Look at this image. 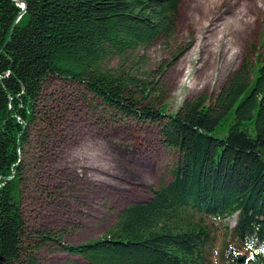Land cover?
Returning <instances> with one entry per match:
<instances>
[{
  "label": "trees",
  "instance_id": "16d2710c",
  "mask_svg": "<svg viewBox=\"0 0 264 264\" xmlns=\"http://www.w3.org/2000/svg\"><path fill=\"white\" fill-rule=\"evenodd\" d=\"M179 3L0 0V264H37L21 261V157L39 123L42 87L56 80L113 116L159 124L161 142L179 158L171 180L120 210L101 237L76 245L49 233L38 239L81 264H213L222 231L218 264H264V57L173 113L143 105L158 83L143 76L138 52L174 34ZM114 57L117 66L107 67Z\"/></svg>",
  "mask_w": 264,
  "mask_h": 264
},
{
  "label": "rangeland",
  "instance_id": "374dc122",
  "mask_svg": "<svg viewBox=\"0 0 264 264\" xmlns=\"http://www.w3.org/2000/svg\"><path fill=\"white\" fill-rule=\"evenodd\" d=\"M138 54L143 76L158 83L143 105L170 114L185 100L212 97L242 64L264 57V0H180L174 34ZM37 111L21 157V261L81 264L38 236L61 235L70 245L101 237L120 210L171 180L179 154L161 142L159 124L113 116L70 83L47 81ZM224 223L232 227L234 217ZM216 236L213 264L225 242L222 231Z\"/></svg>",
  "mask_w": 264,
  "mask_h": 264
},
{
  "label": "water",
  "instance_id": "95a60500",
  "mask_svg": "<svg viewBox=\"0 0 264 264\" xmlns=\"http://www.w3.org/2000/svg\"><path fill=\"white\" fill-rule=\"evenodd\" d=\"M244 259H245V257H244V256H241V257L237 260V262H238V263H242Z\"/></svg>",
  "mask_w": 264,
  "mask_h": 264
}]
</instances>
